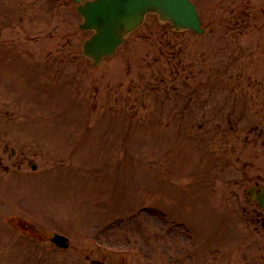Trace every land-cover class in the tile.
<instances>
[{
    "label": "rangeland",
    "instance_id": "374dc122",
    "mask_svg": "<svg viewBox=\"0 0 264 264\" xmlns=\"http://www.w3.org/2000/svg\"><path fill=\"white\" fill-rule=\"evenodd\" d=\"M194 1L203 34H176L152 14L94 68L81 54L90 32L79 28L82 17L73 0H0V146L24 151L44 171L0 180V196L17 203L19 223L39 227L6 223L13 211H1L9 216L0 215V264L264 260V226L236 211V203L245 204L241 192L240 199L224 197L231 200L224 213L211 214L192 194L206 192L201 177L191 176L209 161L207 145H219V128L234 141L238 126L237 165L250 174L257 170L253 180L264 183V0ZM239 15L247 18L229 26ZM232 45L238 71L222 77ZM237 74L241 82L234 80ZM218 82L237 83L238 103L247 106L242 120L206 122L195 106L186 112L195 105L193 92L199 101L220 103L222 93L211 86ZM174 105H185L181 116ZM209 128L218 130L212 141L205 134ZM203 145L201 152L197 147ZM216 155L233 159L227 151ZM31 170L24 160L22 171ZM161 204L170 213L159 214ZM176 218L192 229L195 261ZM54 231L70 237L68 249L50 244Z\"/></svg>",
    "mask_w": 264,
    "mask_h": 264
},
{
    "label": "water",
    "instance_id": "95a60500",
    "mask_svg": "<svg viewBox=\"0 0 264 264\" xmlns=\"http://www.w3.org/2000/svg\"><path fill=\"white\" fill-rule=\"evenodd\" d=\"M86 16L84 26H94L99 31L86 43L85 53L98 64L103 56L112 54L124 41L130 30L142 22L147 11H156L162 20H169L177 29L200 28L195 6L189 0H102L81 5ZM66 238L56 234L53 241L67 246Z\"/></svg>",
    "mask_w": 264,
    "mask_h": 264
},
{
    "label": "flooded vegetation",
    "instance_id": "af4514ba",
    "mask_svg": "<svg viewBox=\"0 0 264 264\" xmlns=\"http://www.w3.org/2000/svg\"><path fill=\"white\" fill-rule=\"evenodd\" d=\"M257 194H258L257 192H255L254 194L251 193V197L249 198V201L251 203H258V199H256ZM248 212L250 213L252 217L264 218V210L263 209L259 210L257 206H255L253 209L248 210Z\"/></svg>",
    "mask_w": 264,
    "mask_h": 264
}]
</instances>
